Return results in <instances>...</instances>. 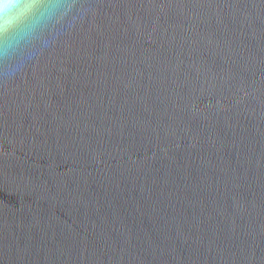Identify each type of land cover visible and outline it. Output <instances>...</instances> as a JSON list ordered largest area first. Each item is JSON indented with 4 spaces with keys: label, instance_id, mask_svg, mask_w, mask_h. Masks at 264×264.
Wrapping results in <instances>:
<instances>
[{
    "label": "water",
    "instance_id": "water-1",
    "mask_svg": "<svg viewBox=\"0 0 264 264\" xmlns=\"http://www.w3.org/2000/svg\"><path fill=\"white\" fill-rule=\"evenodd\" d=\"M0 32V264H264V0H35Z\"/></svg>",
    "mask_w": 264,
    "mask_h": 264
},
{
    "label": "clouds",
    "instance_id": "clouds-1",
    "mask_svg": "<svg viewBox=\"0 0 264 264\" xmlns=\"http://www.w3.org/2000/svg\"><path fill=\"white\" fill-rule=\"evenodd\" d=\"M35 7V0H0V32L7 33L22 23Z\"/></svg>",
    "mask_w": 264,
    "mask_h": 264
}]
</instances>
